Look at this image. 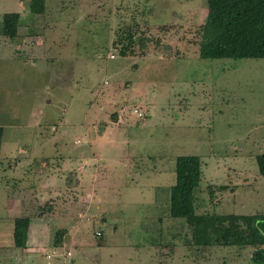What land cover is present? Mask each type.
Listing matches in <instances>:
<instances>
[{
  "label": "rangeland",
  "instance_id": "1",
  "mask_svg": "<svg viewBox=\"0 0 264 264\" xmlns=\"http://www.w3.org/2000/svg\"><path fill=\"white\" fill-rule=\"evenodd\" d=\"M30 1L0 0V264H257L251 246L193 245L169 213L178 157L198 156V214L264 215V59L200 56L207 0ZM23 216L41 251L11 247ZM122 220L121 263L96 233Z\"/></svg>",
  "mask_w": 264,
  "mask_h": 264
},
{
  "label": "trees",
  "instance_id": "2",
  "mask_svg": "<svg viewBox=\"0 0 264 264\" xmlns=\"http://www.w3.org/2000/svg\"><path fill=\"white\" fill-rule=\"evenodd\" d=\"M44 0H31L32 14L44 11ZM20 14L3 16L2 35L16 41L20 33ZM199 53L205 59H264V0H207V16L201 26ZM121 51L126 56L134 43V36L126 38ZM4 127L0 126V151ZM258 170L264 176V153L256 156ZM202 160L198 156H181L176 162V184L171 189L170 213L172 219H182L190 228L193 245L251 246L255 248L252 260L264 264V215H203L196 211V190L202 178ZM220 187L208 186L216 196ZM31 219L27 216L14 220V247H28Z\"/></svg>",
  "mask_w": 264,
  "mask_h": 264
},
{
  "label": "crops",
  "instance_id": "3",
  "mask_svg": "<svg viewBox=\"0 0 264 264\" xmlns=\"http://www.w3.org/2000/svg\"><path fill=\"white\" fill-rule=\"evenodd\" d=\"M5 39H7V38H5ZM0 126H2V125H0ZM87 212H88L87 210L84 211L83 217L86 216ZM72 218L74 219L73 216H72ZM154 218L161 223V220H162L161 217L156 216ZM107 219H108V216L107 217L101 216L99 218V221L108 222ZM130 220H132V219H130ZM74 221H75V219H74ZM120 223H122L123 224V228H125L124 229L125 232L123 231V233H124L123 236H121V234L119 235L117 233V227H118V225ZM120 223H116V224L113 223V222L110 223L109 227H111L112 224L116 225V227H113V230L114 231H112V232L109 231V236H107L108 240L106 239V233H104L103 230L102 231L99 230V232L96 233L97 235L99 234V236H102V241H101L100 245L97 244V247H98V249H101V248H107V250L110 249V252L114 255L113 258H115V260L117 259V256H119V252H117V251H122V252H120L119 262H121L123 260L130 262V261L133 260V258H132L133 255H129V254H132L133 253V250H134V248H135L136 245L134 244L133 240L131 239L130 234H128L129 232H127V230H126V228L128 227L127 221L126 220H122ZM78 225L79 226H82V224H80V222H79ZM82 228L83 227H79L78 230H76L74 228L75 230L72 229L71 231H69L68 235H69V237H71L70 239L72 240V239L75 238V236H78V231L79 230H81L84 233L85 231L82 230ZM13 229H14V223L12 224V227H11V230H12V232H11V238H10L11 239V243H10L11 244V247H14ZM81 231H79L80 235L82 233ZM163 231L164 230H160L161 233H163ZM31 232H32V225L29 228L28 247L26 249H23L24 252L30 253V254H31L30 251H32V252H34V251H41L42 250L41 245L43 243L40 240V238H38V237L36 239H34V237L31 236V234H32ZM82 236H78V238H76V239L80 240L84 244V242L86 240H85V238L82 239ZM120 237H123L125 241H123V242H121L120 240L118 241V239ZM2 240H3V236H0V242H3L4 241V240L3 241ZM90 247H93V246L90 245ZM32 254H34V253H32ZM72 262H74V259L73 258H72Z\"/></svg>",
  "mask_w": 264,
  "mask_h": 264
}]
</instances>
